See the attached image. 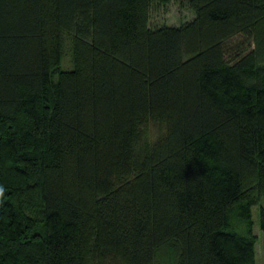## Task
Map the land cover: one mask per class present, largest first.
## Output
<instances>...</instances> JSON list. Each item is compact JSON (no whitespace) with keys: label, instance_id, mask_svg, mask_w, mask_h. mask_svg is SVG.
Returning a JSON list of instances; mask_svg holds the SVG:
<instances>
[{"label":"trees","instance_id":"16d2710c","mask_svg":"<svg viewBox=\"0 0 264 264\" xmlns=\"http://www.w3.org/2000/svg\"><path fill=\"white\" fill-rule=\"evenodd\" d=\"M173 1L0 0V264H256L264 0Z\"/></svg>","mask_w":264,"mask_h":264},{"label":"rangeland","instance_id":"374dc122","mask_svg":"<svg viewBox=\"0 0 264 264\" xmlns=\"http://www.w3.org/2000/svg\"><path fill=\"white\" fill-rule=\"evenodd\" d=\"M150 27L159 28L162 26H180L182 23L192 21L193 13L187 7L186 0H180L170 2L166 6H153L150 11ZM65 71L72 70L71 56L65 53L61 66ZM264 211V198L258 201V204L252 207V234L257 237V243L255 245V259L256 264H264V236L262 235L259 221L260 212Z\"/></svg>","mask_w":264,"mask_h":264}]
</instances>
